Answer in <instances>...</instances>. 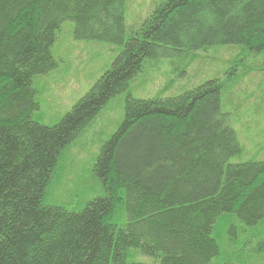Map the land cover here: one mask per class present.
Listing matches in <instances>:
<instances>
[{
    "label": "trees",
    "instance_id": "16d2710c",
    "mask_svg": "<svg viewBox=\"0 0 264 264\" xmlns=\"http://www.w3.org/2000/svg\"><path fill=\"white\" fill-rule=\"evenodd\" d=\"M130 2L0 0V264H264V161H232L242 146L227 104L239 74L177 96L129 92L161 60L186 65L224 47L264 58V0H160L127 35ZM65 26L119 52L46 125L34 118V80L58 67ZM103 114L119 122L94 158L98 195L78 209L50 204L65 151Z\"/></svg>",
    "mask_w": 264,
    "mask_h": 264
},
{
    "label": "rangeland",
    "instance_id": "374dc122",
    "mask_svg": "<svg viewBox=\"0 0 264 264\" xmlns=\"http://www.w3.org/2000/svg\"><path fill=\"white\" fill-rule=\"evenodd\" d=\"M159 2L160 0H131L129 14L127 12L126 15L127 35L130 33V26H137ZM63 28L68 31L59 35L54 48L59 61L58 67L49 75L34 80L38 92L35 100L39 103V110L34 118L46 125L54 124L68 112L111 67L119 52V47L115 45L76 41L68 26ZM233 48L197 52L196 60L193 62L190 59L186 65L179 58L161 60L155 65L151 63L130 84L129 92L134 98L147 99L156 96L161 91L159 89L165 88L167 96H177L208 80L239 74L229 90L230 104H227L234 111L233 127L242 146L241 156L232 161H264V70L261 73L256 66L257 63L264 64V58L256 56L244 59L241 50ZM237 58L241 61L237 62ZM253 64L256 65L248 70V66ZM241 72L243 73L240 74ZM115 105L117 104L114 103L113 106ZM120 109V106L114 108ZM120 116L119 112L115 117L118 119ZM113 119L112 114H103L65 151L58 167L59 174L48 187L50 204L61 205L69 210L78 209L98 195V186L93 184L92 166L100 146L114 132L119 122ZM239 259L233 264H238ZM144 263L154 264L147 259Z\"/></svg>",
    "mask_w": 264,
    "mask_h": 264
}]
</instances>
